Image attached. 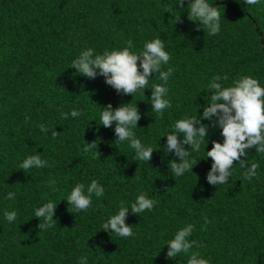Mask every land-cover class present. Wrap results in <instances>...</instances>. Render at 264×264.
I'll list each match as a JSON object with an SVG mask.
<instances>
[{
    "label": "trees",
    "instance_id": "1",
    "mask_svg": "<svg viewBox=\"0 0 264 264\" xmlns=\"http://www.w3.org/2000/svg\"><path fill=\"white\" fill-rule=\"evenodd\" d=\"M208 2L221 12L217 35L188 19L189 0L183 8L179 0H0V264H80L81 257L87 264H187V254L167 258L166 242L188 224L195 226L189 239L206 245L192 251L210 264H264V154L251 148L241 157L249 167L259 164L250 181L243 180L237 161L228 183L210 185L212 161L206 152L223 137L218 126L202 119L209 131L207 143L189 157L197 159L194 174L173 177L169 168L179 159L165 149V135L177 120L203 116L210 103L207 85L215 75L228 77L221 81L225 87L241 76L264 87V45L258 37L264 42V0ZM169 6L172 13L165 12ZM177 16L181 22L175 23ZM157 37L172 57L164 70H175L167 85L172 107L163 118L150 101L151 86L162 83L158 74L152 73L144 95L133 97L118 94L100 75L89 79L71 67L87 48L102 54L131 39L140 51ZM130 102L141 114L136 137L155 149L149 162L136 160L128 142L115 143V123L100 124L102 108ZM74 109L82 115L72 117ZM52 130L59 133L56 138ZM93 141L97 149L85 153V144ZM96 151L99 158L93 157ZM34 154L49 166L20 169ZM52 179L57 191L48 184ZM92 180L103 186L104 195L93 196L87 211L70 213L66 198L72 188ZM9 192L15 199L6 198ZM141 192L158 203L139 215L129 209L126 223L133 237L102 229L121 201L130 206ZM49 201L57 203V224L40 230L34 211ZM5 211H15L16 221L9 223Z\"/></svg>",
    "mask_w": 264,
    "mask_h": 264
},
{
    "label": "clouds",
    "instance_id": "2",
    "mask_svg": "<svg viewBox=\"0 0 264 264\" xmlns=\"http://www.w3.org/2000/svg\"><path fill=\"white\" fill-rule=\"evenodd\" d=\"M246 5H256L259 0H244ZM178 5L183 8L184 0H179ZM188 19L197 23L208 35H217L220 32L221 12L219 6L214 7L208 0H189ZM173 8L169 6L165 12L172 13ZM181 22L180 16L175 17V23ZM199 30V29H198ZM126 47L122 49L104 50L102 54L95 53L93 48L82 50L78 57L72 61V68L76 73L95 79L97 75L104 77L107 85L111 86L118 94L135 96L138 92L144 95L145 89L149 88V80L152 73L158 74L162 83L151 86V108L158 118H163L166 109L172 107L167 98L169 88L167 87L170 77L174 74L173 67L164 66L172 59L169 52L165 50L164 40L160 37L146 41L142 50H135L131 39L126 41ZM227 81L228 77L215 75L207 85L211 92L210 103L203 109V116L185 117L175 121L173 131L167 135L166 150L175 153L179 162L172 160L169 168L173 177L183 176L186 172H192L197 164V159H189L191 152H199L201 145L206 141L209 126L201 123V120L212 121L213 126L221 129L220 135L223 143L212 141L211 150L207 151V158H211L212 164L207 173L206 180L210 185L217 186L228 183L232 176L235 162L241 169L243 180H251L257 175L258 163L248 166V149L255 148V152L264 154V87L259 81L251 76H241L233 81L231 86H223L221 81ZM72 117H79V110H72ZM64 119L67 113H62ZM215 117L216 119H213ZM100 124L105 128L112 127L115 123V143L128 142L129 147L135 151V159L149 162L152 158L154 148L145 146L136 137L134 129L137 128L141 119L137 105L132 102L121 104L113 109L111 103L102 108L100 113ZM28 117L25 122L27 123ZM196 125H199L197 127ZM42 133L49 129L39 125ZM51 135L56 138L59 133L52 130ZM183 137L181 139L180 137ZM184 145L190 146V151ZM97 149L96 141L86 143L83 151L91 153ZM101 153H93L94 158H99ZM206 158V159H207ZM49 166L48 161L41 158L39 154L29 155L19 165V168L28 172L32 168H43ZM193 173V172H192ZM194 174V173H193ZM53 191H57L56 181H48ZM104 188L96 180L85 186L84 183L76 184L66 200L70 206V213L87 211L93 203V196L100 198L104 195ZM7 199H15V193L9 192ZM158 201L148 198L147 194L141 192L130 206L121 201L119 210L102 224V229L111 232L121 238H129L135 235L132 225L126 223L129 209L132 214L139 215L145 211H152ZM57 203L49 201L43 206L35 209L34 216L39 219L40 230H47L56 226L57 221L53 219ZM4 216L9 223L16 221L15 211H5ZM205 228L210 221L205 216ZM43 221V222H41ZM195 226L188 224L180 228L174 238L166 242L168 245L167 258L174 259L181 253L189 255L187 264H210L208 259L201 256L199 251H192L194 247L204 248L203 243L190 240ZM80 264H87V258L81 257Z\"/></svg>",
    "mask_w": 264,
    "mask_h": 264
},
{
    "label": "water",
    "instance_id": "3",
    "mask_svg": "<svg viewBox=\"0 0 264 264\" xmlns=\"http://www.w3.org/2000/svg\"><path fill=\"white\" fill-rule=\"evenodd\" d=\"M258 37H259V39H260V44H261V46L262 45H264V42H262V40H261V36L258 34Z\"/></svg>",
    "mask_w": 264,
    "mask_h": 264
}]
</instances>
